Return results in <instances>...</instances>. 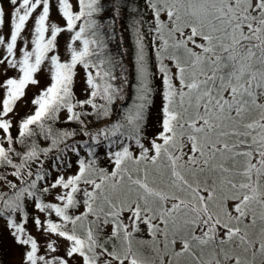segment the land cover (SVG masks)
<instances>
[{
	"label": "snow or ice",
	"instance_id": "1",
	"mask_svg": "<svg viewBox=\"0 0 264 264\" xmlns=\"http://www.w3.org/2000/svg\"><path fill=\"white\" fill-rule=\"evenodd\" d=\"M131 2L136 99L115 116L128 81L112 83L122 64L98 22L104 0H8L0 65L16 76L0 83V219L25 249L21 264H264V0ZM126 11L114 2L113 26ZM5 15L0 6V26ZM63 32L79 43L67 61L54 52ZM46 62L50 82L13 137L10 114ZM62 113L76 128L57 126ZM17 217L32 219L43 253Z\"/></svg>",
	"mask_w": 264,
	"mask_h": 264
},
{
	"label": "rangeland",
	"instance_id": "2",
	"mask_svg": "<svg viewBox=\"0 0 264 264\" xmlns=\"http://www.w3.org/2000/svg\"><path fill=\"white\" fill-rule=\"evenodd\" d=\"M70 2L75 3V0H70ZM0 6H2L5 10V23L0 26V34L7 35L9 32V17L8 13L11 12V6L8 3V0H0ZM50 17L51 21H55L58 23V25H63L64 21L60 18V16L57 14V10L55 5L51 7L50 10ZM33 19L30 18L29 22L27 23V30H25L22 34L21 40L24 41V43L21 45L23 47L31 48L30 43H28L29 39V32L33 28ZM133 32V31H132ZM49 35L46 33V36ZM132 42L133 46L135 47V35L133 33L132 35ZM20 41H18V44ZM68 43H74V46L79 47L78 42H71L69 40V33L63 32L58 34V39L56 41L57 47L54 49L55 54H58L62 61H67L70 58V51L67 48ZM147 43V41H146ZM16 52V55L19 56L20 52L19 49L14 50ZM5 55L3 51H0V56ZM128 64H130V61H128ZM50 68V63H45L42 66V70L38 72L36 75V79L39 81L38 86L29 85L26 87V94L16 103L14 111L10 114V119L12 121V126L16 127L17 122L20 121L21 118L26 117L28 114H31L34 111V105L31 103V101L34 99V97L42 90L44 89L50 82L49 72L48 69ZM76 75L74 77V92L77 97L80 99L85 98V79H86V72L82 65H78L76 69L74 70ZM16 76V72L14 71H8L7 74H4L3 65H0V83H2L5 79L8 77H14ZM127 85H129L127 83ZM125 97H127L126 92L124 93ZM4 90L0 88V99L3 98ZM160 99V100H159ZM156 103H159L161 101V98L158 96V98L155 99ZM118 102V101H117ZM120 102V101H119ZM159 105V104H158ZM158 111V109H157ZM64 117V114H61V118ZM159 120V113L155 115L154 121L156 122ZM152 119L151 124H155V122ZM154 129H151L149 131V134L151 136L152 131ZM87 139L84 137L82 140ZM75 169H72L74 171ZM68 171V170H66ZM70 174V173H69ZM54 177V176H53ZM48 200H51L52 197H47ZM29 214H36L33 213V208L31 205L28 206ZM82 210V209H81ZM54 218V217H53ZM18 222L25 224L26 231L37 238V240L40 242L41 248L40 251L43 253L44 248V240L41 236L40 231L34 226L32 219L29 218V220H26L25 218L17 217L16 218ZM41 219H44L43 216H41ZM64 241H60L61 247L59 254H63V245ZM24 247L20 246L16 243L13 236L10 234V230L6 227V223L3 219H0V264H21L22 261V253L24 252Z\"/></svg>",
	"mask_w": 264,
	"mask_h": 264
},
{
	"label": "trees",
	"instance_id": "3",
	"mask_svg": "<svg viewBox=\"0 0 264 264\" xmlns=\"http://www.w3.org/2000/svg\"><path fill=\"white\" fill-rule=\"evenodd\" d=\"M114 2L116 5H119L121 8L127 9L125 13L121 14V17L118 19L117 23L113 26L111 16L113 14L114 10ZM104 8L106 9L102 16L104 17L103 20H100L98 22L104 24L107 26L108 30L106 33V42L109 45V51L111 54L116 57L117 64H122V69L120 66H117L114 69V75H116L118 78L116 81H112L115 85H120L123 82V79H127L129 85H124L125 92L127 94V97H125L124 101H116L113 106V113L115 116H119L121 112H123L128 106L133 104L136 99V91H135V84H136V73H135V47L133 46L132 42V25L134 23L135 12L137 10V5L131 0H104ZM115 28V31L113 32L112 29ZM128 61H130V64H128ZM155 57L154 53L152 54V59L149 61V66L152 71L156 70L155 67ZM160 85V80L156 79L154 80V87L158 89ZM158 96L161 98L158 91H154L153 98H154V104L151 107L150 116L148 117V135L150 137L149 131L151 129H155L156 122L154 121V117L156 113H159V109L161 107V101L159 103H156V98ZM160 100V99H159ZM159 104V105H158ZM158 109V111H157ZM63 118H61V121L57 123L58 127H66L69 129L76 128V125L73 124H64L62 123ZM153 121L155 124H151ZM11 135L13 137H16L17 135V127L12 126L11 128ZM84 137L77 136L76 139L82 140ZM43 144V142L41 141ZM100 155H99V162L101 163V166L108 167V161L106 157L104 156V149H98ZM83 154V152H82ZM73 169H75V165L73 166ZM53 176H55V172L53 173ZM27 211L29 213V209L27 208ZM26 220H29L26 219Z\"/></svg>",
	"mask_w": 264,
	"mask_h": 264
}]
</instances>
